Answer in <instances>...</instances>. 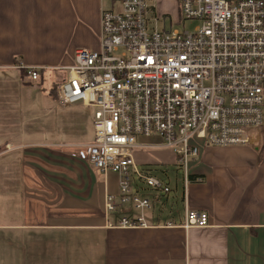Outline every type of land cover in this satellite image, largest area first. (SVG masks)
Returning a JSON list of instances; mask_svg holds the SVG:
<instances>
[{"label": "crops", "instance_id": "obj_1", "mask_svg": "<svg viewBox=\"0 0 264 264\" xmlns=\"http://www.w3.org/2000/svg\"><path fill=\"white\" fill-rule=\"evenodd\" d=\"M155 3L157 15L179 18L180 0ZM114 5L0 0V264H264V127L250 145H203L189 163L196 179L186 200L184 185L172 202L171 194L154 196L146 225L122 226L140 212L132 204L106 210L119 175L77 156L94 135L59 126L62 112L82 105L60 103L45 81L25 85L21 63L40 67L30 77L39 82L73 64L78 48L99 49L101 8ZM164 149L155 162L176 159ZM187 208L206 211L209 225L185 228Z\"/></svg>", "mask_w": 264, "mask_h": 264}, {"label": "built area", "instance_id": "obj_2", "mask_svg": "<svg viewBox=\"0 0 264 264\" xmlns=\"http://www.w3.org/2000/svg\"><path fill=\"white\" fill-rule=\"evenodd\" d=\"M111 1L101 8L99 49L80 47L73 64L57 67L68 74L56 97L95 108L94 139L78 159L119 175L120 193L106 195V210L132 204L140 212L120 225H146L157 195L139 183L166 195L172 188L141 169L136 150L150 147L138 144L140 135L160 136L157 148L175 154L186 200L189 163L203 145H250L264 127V0H180L181 18L200 21L192 31L168 29L155 0ZM18 66L39 78L40 67ZM208 225L206 211L186 209L185 228Z\"/></svg>", "mask_w": 264, "mask_h": 264}, {"label": "rangeland", "instance_id": "obj_3", "mask_svg": "<svg viewBox=\"0 0 264 264\" xmlns=\"http://www.w3.org/2000/svg\"><path fill=\"white\" fill-rule=\"evenodd\" d=\"M200 24L199 20H185L181 18V15L177 20L174 22L172 21H167L166 22V27L170 29L171 27L177 30H189L192 31L194 30L198 25ZM159 26L161 28L164 27L163 21L159 22ZM68 74V70L65 71H60V70H50L46 74H44V77L40 78L37 81H33L30 79V76L28 77L27 75L25 76V85L27 86H39L41 85L44 81V86L46 88H51L54 87V84L57 85L60 82V75L62 73ZM40 99H46L49 96L48 94H40L36 95ZM49 99V98H48ZM49 110L47 109L46 112ZM51 114V113H50ZM95 114V108L93 107H81V108H71V109H66V111L62 112L60 114V122L59 126L60 128H65L66 132L73 130H79L83 134L86 133V136L83 137H89L91 135H94V126H93V118ZM63 117V118H62ZM51 120V119H50ZM162 142V138L158 135H152V136H145V135H140L138 137V144L141 146H147L150 148H144L140 149L138 148L136 150V153L139 154H145L147 157H150L151 162L145 163V162H139L140 167L142 170L151 173L153 175H156L160 179H162L165 183H168L170 187L172 188V191L169 193L171 194V197L169 199L170 202H172L173 194L179 195L180 192L182 191L183 185H184V170L182 167H180L178 164H176V159L174 161L170 160L168 162H155L157 161V158L162 157L164 155H167L166 153H162V150H165L164 148H158V145ZM140 151H143L142 153ZM149 159V158H148ZM134 176L135 181L133 182V187L136 189V183L139 182L138 179L136 178L135 174H132ZM140 185L143 186L144 191L147 194L151 195H164L167 196L162 190H155L151 187L146 186L145 183H139ZM179 202V199H177Z\"/></svg>", "mask_w": 264, "mask_h": 264}, {"label": "trees", "instance_id": "obj_4", "mask_svg": "<svg viewBox=\"0 0 264 264\" xmlns=\"http://www.w3.org/2000/svg\"><path fill=\"white\" fill-rule=\"evenodd\" d=\"M51 94H56V85L54 84V87L51 89ZM191 179H196L195 177H191Z\"/></svg>", "mask_w": 264, "mask_h": 264}]
</instances>
